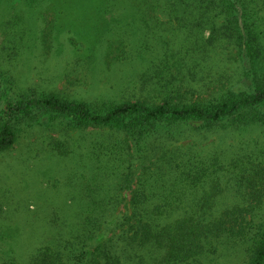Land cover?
<instances>
[{
    "label": "trees",
    "instance_id": "16d2710c",
    "mask_svg": "<svg viewBox=\"0 0 264 264\" xmlns=\"http://www.w3.org/2000/svg\"><path fill=\"white\" fill-rule=\"evenodd\" d=\"M47 1H92L95 27L143 24L144 35L130 26L111 46L157 94L92 103L29 89L0 108V152L22 124L79 134L45 139L48 158L69 159L68 192L34 224L38 241L18 245L26 228L0 222V264H219L236 247L245 264H264V0ZM159 22L168 35L154 32ZM208 60L217 76L197 82L211 93L190 98L187 78ZM221 133L251 139L232 154L213 142Z\"/></svg>",
    "mask_w": 264,
    "mask_h": 264
},
{
    "label": "rangeland",
    "instance_id": "374dc122",
    "mask_svg": "<svg viewBox=\"0 0 264 264\" xmlns=\"http://www.w3.org/2000/svg\"><path fill=\"white\" fill-rule=\"evenodd\" d=\"M91 2L12 0L9 4L13 6L8 4L9 7L0 11V108L6 107L8 102L17 103L29 89L36 93L55 92L66 98L92 103L135 100L157 94L151 80L137 72V61H115L111 46V42L125 38L120 30L132 26V32H137L132 37L136 38L144 35V25L139 21H112L100 22L95 27V3ZM14 17L19 19L17 27L13 32L7 31L11 26L9 20ZM154 27L157 34H169L168 24L159 22ZM7 32L11 41L5 38ZM176 40L178 43L179 39ZM225 63L228 64L227 60ZM206 65L211 67V61L198 66L200 72L196 81L190 76L187 78V85L196 91L195 94L189 92L190 98L211 93L200 85L216 77L217 69L212 65L214 71L210 75L209 70L205 71ZM223 73L224 80L228 71ZM21 126L19 142L11 150L0 152V222L5 226L26 228L24 241L18 245L35 241L31 233L34 234L36 225H42V218L48 215L49 203L57 196L60 201L61 193L68 192L66 182L62 180L69 169V159L61 156L48 158L45 139L51 135L63 137L61 139L79 136L75 132L61 135L36 123ZM258 136L264 139V133ZM241 139H251V136L237 133L212 136L215 144L230 148L232 154ZM81 151L85 152V148ZM54 182L60 183L59 186L53 187ZM126 194L129 197L128 191ZM35 236L38 241L37 233ZM232 250L231 255L219 259L222 261L219 264H245L246 255L242 248ZM27 253L25 250L23 258H28Z\"/></svg>",
    "mask_w": 264,
    "mask_h": 264
}]
</instances>
